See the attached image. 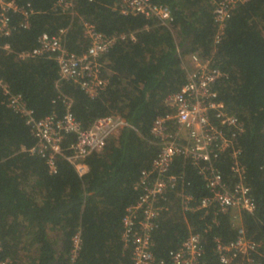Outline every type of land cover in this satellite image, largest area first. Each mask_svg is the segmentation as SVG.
<instances>
[{
	"label": "trees",
	"instance_id": "16d2710c",
	"mask_svg": "<svg viewBox=\"0 0 264 264\" xmlns=\"http://www.w3.org/2000/svg\"><path fill=\"white\" fill-rule=\"evenodd\" d=\"M6 1L30 4L35 14L27 29L17 28L0 40L1 46L9 47V52L0 49L2 85L21 95L36 118H61L66 111L64 98H69L70 112L85 130L107 116L121 117L128 127L83 160L87 172L82 176L62 158L56 161L57 172L49 174L45 160L27 152L35 139L23 118L6 107L0 87L1 261L132 264L131 249L122 242V219L140 194L134 187L141 171L150 167L159 151L150 134L152 124L170 112L166 99L185 83L182 64L191 55L209 59L225 76L216 82L215 90L226 111L242 124L238 161L256 205L253 214L242 215V223L248 239L264 237V0L238 5L218 42L213 10L221 0H151L170 10V28L153 19L121 14L120 0H72L73 17L51 11L58 0ZM20 20L14 16L15 25ZM84 21L117 38L98 58L106 84L94 98L73 82L61 80L53 60L17 56L36 47L41 34L57 35L65 29L66 49L81 56L88 48ZM72 141L69 136L64 143ZM230 162L226 154L215 163L229 185L234 181ZM172 173L183 175L185 193L195 199L209 195L189 163L175 159ZM168 200L169 209L160 214L151 236L156 261L169 264V252L193 232L201 236L203 254L198 264H220L215 240L227 244L237 238L229 215L212 210L183 214L173 194H168ZM77 234L81 243L72 258Z\"/></svg>",
	"mask_w": 264,
	"mask_h": 264
},
{
	"label": "built area",
	"instance_id": "2783aa9c",
	"mask_svg": "<svg viewBox=\"0 0 264 264\" xmlns=\"http://www.w3.org/2000/svg\"><path fill=\"white\" fill-rule=\"evenodd\" d=\"M91 1V0H90ZM250 0H221L214 3V22L217 24L216 42L226 28L231 12L240 4ZM72 0H58L51 8L53 13L73 17ZM118 10L123 15H139L148 20H156L160 26L170 28L173 19L170 10L151 0H120ZM35 14L30 4L20 6L14 1L0 0V40L8 38L17 29H27L29 18ZM21 20L14 24V16ZM84 38L88 48L81 56L70 53L65 47L66 31L57 35L41 34L36 47L17 54L21 60L46 58L53 60L61 80L73 82L86 95L94 98L103 90L106 82L100 77L98 58L108 52L117 38L106 36L89 22H82ZM132 40V35L129 36ZM125 36H120L124 39ZM0 49L9 52L7 45ZM182 68L185 83L177 92L166 99L170 112L157 117L151 127L152 141L159 148L148 169L141 171L135 190L140 191L136 202L126 209L122 219V242L131 249L132 264H165L156 261L152 248V233L157 228L156 221L161 213L168 211V194L174 199L184 214L208 212L229 215L230 223L237 232L236 240L221 244L215 240L220 264H264V237L258 241L245 235L242 215L253 214L256 209L251 189L246 183L244 168L238 157L240 149L237 141L243 132L241 122L226 111L215 90L218 80L225 77L211 65L209 59L202 60L196 55L184 59ZM5 96V105L23 118L29 128L35 145L27 150L30 155H38L45 160L49 174L57 172L56 161L64 159L74 167L79 176L87 172L83 160L94 152L101 151L107 141L116 136L128 124L119 116H107L95 120L85 130L70 112L72 101L64 98L66 111L61 118L55 115L36 118L27 107L23 97L11 93L0 82ZM74 141L65 145L67 137ZM230 159V173L234 180L231 185L224 182L215 163L224 155ZM182 159L196 169L209 195L195 199L185 193L183 175L172 173L175 159ZM214 222V220H213ZM80 235L73 238L72 258L80 247ZM203 254L201 236L190 232L181 245L169 252V264H198ZM0 260V264H8Z\"/></svg>",
	"mask_w": 264,
	"mask_h": 264
}]
</instances>
